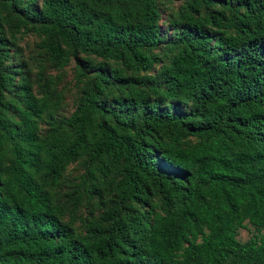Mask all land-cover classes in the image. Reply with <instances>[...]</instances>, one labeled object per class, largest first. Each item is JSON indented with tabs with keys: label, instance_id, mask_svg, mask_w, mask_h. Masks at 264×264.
<instances>
[{
	"label": "trees",
	"instance_id": "obj_1",
	"mask_svg": "<svg viewBox=\"0 0 264 264\" xmlns=\"http://www.w3.org/2000/svg\"><path fill=\"white\" fill-rule=\"evenodd\" d=\"M159 1L0 0V264H264V0H175L170 31ZM41 61L74 62L67 115ZM78 158L81 235L52 201Z\"/></svg>",
	"mask_w": 264,
	"mask_h": 264
},
{
	"label": "rangeland",
	"instance_id": "obj_2",
	"mask_svg": "<svg viewBox=\"0 0 264 264\" xmlns=\"http://www.w3.org/2000/svg\"><path fill=\"white\" fill-rule=\"evenodd\" d=\"M179 5L175 0H161L158 2V24L162 31L169 30V21L175 16V11ZM15 49L18 53L15 56L16 62L23 66L22 72L32 78L36 70V64L41 54V43L39 37L27 31H20L16 34ZM84 57L83 55L80 58ZM88 65H100L102 61L98 58L87 57ZM45 76L51 78L56 86V90L60 91V99L57 107L54 109L56 116L67 115L73 108L75 99L79 92V87L74 81V62H69L62 69H55L47 62H42ZM111 64V62H110ZM88 67V66H87ZM154 67H157L156 65ZM89 68V67H88ZM46 127V121L39 122V129L43 131ZM85 167L83 160L78 158L76 161L68 164L64 170L63 176L59 183L52 189V201L55 205H60L63 209L61 216L62 221L66 223L74 231L75 234L84 233L83 222L86 218L95 216L100 208L97 203V195H86L81 192V181L84 179ZM80 191L77 200V206L72 207V197ZM109 194H104L108 197ZM254 230L246 224V229H239L237 238L241 241L248 238Z\"/></svg>",
	"mask_w": 264,
	"mask_h": 264
}]
</instances>
